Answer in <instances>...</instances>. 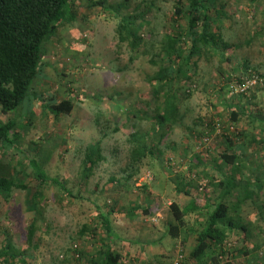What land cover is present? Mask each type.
<instances>
[{
	"label": "rangeland",
	"instance_id": "1",
	"mask_svg": "<svg viewBox=\"0 0 264 264\" xmlns=\"http://www.w3.org/2000/svg\"><path fill=\"white\" fill-rule=\"evenodd\" d=\"M100 1L105 3L103 7H113L121 12L122 17L140 15L145 11L146 0H93ZM90 3L87 2L86 6L89 7ZM218 3L228 16L223 19L221 35L232 45L224 55L231 62L226 65L221 62L222 56L213 53L195 59L198 66L193 70L196 74L193 82L177 81L174 85H180L179 114L172 124L161 126L157 121L158 115L163 114L160 106L165 97L161 93L157 100L154 94L155 84L151 79L159 68L153 66L151 60L160 61L155 55L170 28L174 0H157L152 13L141 14L143 20L153 23L142 31L147 46L139 52L119 41L117 17L105 12L101 6L85 9L77 22L64 30L60 39L55 36L48 42L44 60L46 80L38 82L40 85L35 91L48 99H71L75 109L70 116L55 120L43 109L42 103L36 102L33 115L22 119L17 127L19 138L13 150L1 156L5 164L19 169L20 174L16 172V175L18 173V179L30 191H15L8 201L6 194L0 196L3 228L9 232V239L18 250L27 249L28 261L24 263L20 259L15 264H87L89 257L76 262L70 259L72 252L67 255L68 260L66 253L75 247L83 254L97 251L93 237L85 234L83 229L84 226L93 229L100 221L98 208L104 213L112 212L111 220L115 221L127 214L120 212L121 205L135 208L140 195L149 197L147 192L151 198L146 201L152 202V196L153 201L158 197L167 200L169 197L165 196L173 192V186L179 185L176 175L187 171L178 164L179 168L176 162L183 161L188 167L187 161L193 153H205L208 158L220 156L226 149L217 143L221 141L220 137L214 130L207 129V125L212 122L225 125L229 108L236 105L264 116V87L254 89L250 93L252 97L237 93L236 88L249 77L246 74L250 68H256L251 71L253 74L264 73V0H219ZM4 122L7 119L0 115V123ZM262 128L251 126L246 130L243 125L236 129L237 135L234 136L239 140L241 134L238 143L246 146L247 154L256 165L264 163V145L259 146L262 139L255 138V135L260 136ZM135 131L140 136L153 137L162 152L143 161L139 172L136 170L139 166L132 163L128 143ZM99 141L105 160L95 167L87 189L81 190L86 149ZM40 146L43 153L39 151ZM31 158L41 161L45 173L63 180L75 196L80 192L84 201L71 200L55 186L45 189V199L40 202L41 216L36 223L38 230L33 241L28 242V229L36 214L28 210L27 199L39 189L29 163ZM43 159H47L46 162ZM189 169L193 175L200 172L192 165ZM190 185L199 187L198 181ZM145 187L148 190H143ZM166 200L156 201L164 219L169 213ZM241 215L253 232L249 241L253 249H250L249 259L235 254L233 264H264V193L254 203L245 205ZM156 221L158 227L163 228L159 224L161 221ZM236 235L235 247L239 249L244 245L243 238ZM113 243L117 244L118 240L113 239ZM164 243L171 247L177 244V240L168 236ZM3 245H7L4 236L0 238V248Z\"/></svg>",
	"mask_w": 264,
	"mask_h": 264
},
{
	"label": "trees",
	"instance_id": "2",
	"mask_svg": "<svg viewBox=\"0 0 264 264\" xmlns=\"http://www.w3.org/2000/svg\"><path fill=\"white\" fill-rule=\"evenodd\" d=\"M174 1L170 28L163 36L160 50L155 55L160 61L151 60V64L159 68L151 79V82L155 84L154 94L157 100L161 97V93L165 97L160 106L163 114L157 117L161 126L176 122L179 114L177 101L180 85L175 87L174 85L177 81L193 82L196 75L193 70H197L198 66L195 59H201L205 54L213 53L215 56H222L221 62L226 65L231 62L229 57L224 58L232 45L222 39L223 19L228 16L223 9H220L219 0ZM87 2H91L89 7L86 6ZM144 3L145 11L141 13L142 15L146 12L152 13L156 8L157 0L148 2L146 0ZM96 6L103 7L105 3L93 2V0H0V115L7 119V122L0 123V196L6 194L7 201L15 191L30 192L28 187L18 179L19 169L1 160L3 154H8L13 150L15 141L19 138L17 133L19 123L22 119L33 115L36 102L42 103L43 109L55 120L70 116L75 109L71 99H48L47 96L44 97L35 91L36 86L40 85L38 82L46 80L44 74L46 45L55 36H59L60 39L64 30L77 22L81 12ZM103 10L117 17L116 32L121 43L129 44L130 49L135 52L146 48L147 43L142 31L152 25L151 20H143L141 14H129L122 17L121 12L113 7H103ZM138 21L141 22L138 23ZM250 73L252 72L246 75L249 76ZM252 96L251 94L249 97ZM259 116L253 109L251 111L247 108L241 110L231 106L228 121L237 129L245 118L250 122H255L260 120ZM240 135L239 133V140ZM229 142V148L220 155L219 159L224 167L230 169L229 172L220 171L219 177L201 172L193 175L192 170L190 171L192 168L189 169V163L185 173L176 175L179 185L173 186L176 192L182 191L191 200L187 206H183L178 201L170 205L167 235L177 241L182 240V249L186 247L188 238L193 239L196 247L188 260H198L202 264L204 262L222 264L221 259H229L228 256L231 257V262H235V254L244 258L251 256L248 247L252 232L241 214L248 202H255V199L264 193V167L261 165L250 167L244 160L246 146L241 145L240 148L237 143ZM128 143L131 145V160L134 166L143 164V161L153 157L156 152L162 153L153 137L140 136L136 131L131 133ZM39 151L43 153L42 148ZM102 151L101 141L87 147L80 181L81 190L87 189L89 180L94 176L95 167L105 160ZM198 160V157L192 158V162ZM40 162L37 158L29 160L39 189L27 199L28 210L36 214V218L33 219L28 229V242L33 241L38 230L36 223L41 216L40 202L45 199L43 193L45 189L55 186L71 200L73 198L75 201H84L83 195L78 192L79 194L75 196L63 180L49 177ZM136 170L139 172L141 166ZM16 172H18L17 175ZM187 174L189 176L186 177ZM197 181L199 187L194 190L195 187L190 184L197 183ZM204 181L207 182L206 186L200 183ZM128 188L125 189L129 190ZM209 188H212V194L217 195L216 199H213L212 195L207 196ZM199 189L202 190L199 192ZM199 193L203 194V199L200 201L197 197ZM136 210H139L142 216L151 217L157 213L150 208H133L129 211L122 209L120 212H126L130 218H133ZM98 213L100 221L92 227L93 229L87 226L83 229L85 234L93 237L92 241L97 251L83 254L79 248L75 247L67 250L66 256L72 252L70 259L76 262L81 259L85 260L87 256L90 258L87 264H123L122 251L118 248V244L113 243L115 239L111 220L113 213H104L102 208L97 209ZM193 214H198L204 219L202 223H196V229H191L193 226L188 222V217ZM238 233H242L244 248H229V244L236 242ZM2 236H4V241H7V245L0 248V264H15L20 259L24 263L28 261L27 249L18 250L15 247L9 239V232L3 228L2 221H0V238ZM66 258L68 260V256ZM186 262V258L181 259V264Z\"/></svg>",
	"mask_w": 264,
	"mask_h": 264
},
{
	"label": "crops",
	"instance_id": "3",
	"mask_svg": "<svg viewBox=\"0 0 264 264\" xmlns=\"http://www.w3.org/2000/svg\"><path fill=\"white\" fill-rule=\"evenodd\" d=\"M246 63H247L246 65H249L248 61H246ZM232 69H233V66H232ZM250 69L251 70L249 72L256 70L255 67H252ZM234 107L239 108L241 110L243 109L242 107H240V105L239 106L236 105ZM228 120H227V122H225V125H224L226 127L230 125ZM243 125H244V129H246V130L251 126H254V127L255 126L256 127L263 126V128L259 131L260 136L255 135V138H257V140L262 139L260 141V144L258 142L259 146L264 145V116L260 115V120L259 121L256 120L255 122H250L249 119L245 118L244 121L241 122L238 127L239 128L243 127ZM206 128L214 130V123L212 122L211 124L207 125ZM220 139H221V141L217 142V143L221 144V147L225 146L226 149H224V152H226V150L229 148V143H230L229 141H233V142L237 143L240 148H241V145L242 146L244 145L243 143H238L239 140L236 139L235 137L230 138V137L225 136V137H220ZM216 140H218V139H216ZM254 140L255 139H253L252 142H254L256 144V142ZM183 152H184V154L186 153L185 151H183ZM244 156H245V158H244L245 162L250 167L252 165H254L253 167L258 166L256 164H254L253 158L251 157V155L247 154L246 149H244ZM181 157H184V156L181 155ZM195 157H198L199 160L197 162H195V161L192 162V158L194 159ZM189 158H190V160H188L187 162L190 163V165L198 168L201 173H205V174L208 173L210 175L214 174L216 177H219L221 175V173H219L220 171H222L223 173L230 171V169L228 167H224L222 165V162L219 160L220 159L219 155H217L215 157L209 156L207 158V155L205 153H203V154L193 153ZM177 160L179 161V159H177ZM179 162H176L177 165L179 164L181 166V168L184 166L183 169L185 170V168H186V170H187L185 163L183 161H179ZM179 165H178V167L180 168ZM261 167H264V163L261 165ZM150 189L154 190L151 187H150ZM195 189L196 188H194V190ZM211 189L212 188L207 189V191L210 193V194L208 193L207 196L211 197V195H212V198L216 199L217 195L212 194ZM143 190H148V189H143ZM200 191L201 190L199 189V192ZM148 195L151 198L150 194L147 192L146 196H148ZM149 197H144V196L140 195L139 201L136 202V204L138 203L137 207H135V208L136 209H138L140 207H141V209L150 208L153 211H157V213L154 216H151V217L150 216H142L139 213V210H136V213H135V215H133V218H130L128 214H125V217L117 219V220L112 222L113 233L115 234V238L118 240V243H117L119 245L118 248L122 251V254H123V258H124L123 264H174L175 261H177V259L181 260L182 258H186L187 262L185 264H202L198 260H196V261L188 260L193 249L196 247V242L193 239L185 238V239H187V245L184 249H181L182 248L181 242H183L182 240L177 241V244H175L174 246H171V247H173L172 250H170L171 247H168V244L164 243L165 238L168 237L166 227H167V223H168L169 213L168 214L165 213L167 216L164 219L162 217V213H161V210L159 208V205L156 204V201L157 200L160 201L162 199L166 200V199H164L162 197H158V199L156 201H153V199H155V198L152 196V199H150V200H152V202H150L149 199H148V201H146V198H149ZM165 197H169L166 200V202H168L169 207L174 201H178L179 203L183 204V206H187L191 200L182 191L179 193V192H176L175 190L169 196H165ZM197 197L200 201L203 199V194L199 193ZM204 197H206V195ZM142 201L145 202L146 205H144ZM133 207L131 209H129L128 207H124V205L120 206V208H123L126 210H128V209L133 210ZM168 210H169V208H168ZM124 213H126V212H124ZM126 216H128V217H126ZM157 219L159 220L158 223L161 221L159 224H161V226L163 228L158 227L157 221H156ZM203 221H204V219L202 217H200L198 214H193V215L188 217V222L191 224V226H193L191 229H196V226H197L196 223H202ZM152 222H155L156 224H153ZM238 234L241 236L242 233H238ZM251 235L253 237V232L251 233ZM252 237H251V239H252ZM243 241H244V239H243ZM243 248H244V246H243ZM248 248L253 249L252 245H249ZM249 258H245V259H249ZM203 264H207V263L204 262Z\"/></svg>",
	"mask_w": 264,
	"mask_h": 264
},
{
	"label": "built area",
	"instance_id": "4",
	"mask_svg": "<svg viewBox=\"0 0 264 264\" xmlns=\"http://www.w3.org/2000/svg\"><path fill=\"white\" fill-rule=\"evenodd\" d=\"M257 87H264V73L263 74H253L251 73L249 75V77L240 83V85H237V93L241 94V95H245V96H250L251 92L256 89ZM214 132L216 134V136L219 137H230L233 138L235 136V133H237V130L235 129L234 126L230 125V126H224L221 123H214ZM208 134L206 135V142L208 141ZM203 186H206L205 184H202ZM204 188V187H202ZM202 190V189H201ZM236 244H229L228 247H235ZM228 258H223L221 259L222 264H233V262H231V257L228 256ZM174 264H181V260L177 259V261H175Z\"/></svg>",
	"mask_w": 264,
	"mask_h": 264
}]
</instances>
